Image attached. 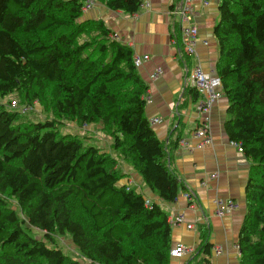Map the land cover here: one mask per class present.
I'll return each instance as SVG.
<instances>
[{
    "label": "trees",
    "instance_id": "trees-1",
    "mask_svg": "<svg viewBox=\"0 0 264 264\" xmlns=\"http://www.w3.org/2000/svg\"><path fill=\"white\" fill-rule=\"evenodd\" d=\"M96 1L126 14L141 7V0ZM84 3L0 0V97L17 95L27 107L37 102L52 116L33 122L0 104V264H87L58 246L66 234L91 264H172L169 216L122 184L120 161L174 203L182 190L190 193L170 167L182 136L157 137L146 115L150 86L134 50L104 20L83 19ZM219 14L225 131L252 163L240 264H264V0H221ZM173 37L190 70L178 21ZM186 93L202 98L194 88ZM68 123L101 125L111 151L86 144L80 133L62 134ZM201 229L199 250L210 256L209 229Z\"/></svg>",
    "mask_w": 264,
    "mask_h": 264
},
{
    "label": "crops",
    "instance_id": "crops-1",
    "mask_svg": "<svg viewBox=\"0 0 264 264\" xmlns=\"http://www.w3.org/2000/svg\"><path fill=\"white\" fill-rule=\"evenodd\" d=\"M220 3L221 0H209L206 6L198 5L194 19L199 40L192 68L197 63L213 75H217L219 57L215 26L220 17ZM179 8L178 0H141L137 13L126 14L112 11L95 0V4L84 11L83 19L104 20L121 42L132 47L135 56H149L139 71L150 86L146 115L151 126L161 141L181 135L194 147L199 141L193 137V132L204 121L203 114L197 109L203 98L196 101L185 94V81L192 68L189 70L182 65L173 37L178 18L171 12ZM158 68H162L164 74L154 79L152 76ZM228 107L229 101L223 95L211 110L212 145L186 149L179 144L170 154L171 170L192 193L194 205L186 199L183 190L176 202H164L127 164L123 167L126 176L122 184L140 189L136 191L151 204L160 205L169 217L183 214L189 223H193V229L183 225L171 227L172 247L185 245L194 250L180 259H173L172 264H240L238 236L247 213L246 187L252 163L231 144L225 131V123L230 118ZM154 119L160 122L153 123ZM214 174L216 178H212ZM220 201L227 206L230 202L233 204V208L229 207L222 216L217 213ZM204 226L209 229V242L213 245L210 256L199 250Z\"/></svg>",
    "mask_w": 264,
    "mask_h": 264
},
{
    "label": "built area",
    "instance_id": "built-area-1",
    "mask_svg": "<svg viewBox=\"0 0 264 264\" xmlns=\"http://www.w3.org/2000/svg\"><path fill=\"white\" fill-rule=\"evenodd\" d=\"M209 0H181L180 8L173 10L171 14L178 18V22L181 26L182 42L184 45L185 52L190 57L196 56V46L199 38V30L195 24L194 19L198 14V5L206 6ZM95 4V0H86L84 3V11L90 9ZM149 56L139 57L136 56L135 62L138 67L143 64L144 60H148ZM164 74L162 68L156 69L152 78L156 79ZM185 86L196 89L201 95L203 100L198 105V111L203 114L204 121L199 125L197 130L193 132V137L199 142L197 148H204L212 144V137L210 133L209 121L210 113L215 103L223 96L222 92V80L218 75L207 73L203 70L201 65L197 64L192 69L185 81ZM28 108V107H27ZM26 112V110L24 111ZM159 119H154L153 123H159ZM238 149L239 152L243 153V147L237 143H231ZM180 145L186 149L194 148L193 145L187 139H182ZM212 178H216V174L212 175ZM185 197L191 201V205H194L193 196L191 193H186ZM227 206L222 201L218 202V215H224L225 211L229 208H233V204L230 202ZM151 203L147 201V206ZM168 224L173 226H186L188 229H193V223H189L186 216L179 214L177 216H171L168 218ZM194 250L186 247L185 245H177L171 249L170 255L173 259H180L187 253H193ZM220 253V250L217 251Z\"/></svg>",
    "mask_w": 264,
    "mask_h": 264
},
{
    "label": "rangeland",
    "instance_id": "rangeland-1",
    "mask_svg": "<svg viewBox=\"0 0 264 264\" xmlns=\"http://www.w3.org/2000/svg\"><path fill=\"white\" fill-rule=\"evenodd\" d=\"M18 99L19 98L17 95H14V94L7 95L5 97H0V104L5 105L11 111H22V112H24L26 110V112H27L26 118L29 121H33V122L42 121L43 122L45 120L52 119V116L45 113L43 111L42 107L37 102L34 103L35 105L33 107L27 108V106L21 105L18 102ZM100 128H101V125L100 126L99 125H95V126L89 125L86 127L79 128L76 125V123H68L65 126H61L59 128V131L62 134H66V133L78 134V133H80L82 136H85V139H87L86 144L91 143V145L98 146V147L109 152V151H111V149H110L111 141L103 135V133L100 131ZM206 147H208V146H206ZM198 149H202V148H198ZM124 166H125V162L120 161V168L122 170H123ZM134 189L137 191H140V189H138V188H134ZM14 208L15 209L17 208L15 204H14ZM36 231L37 230H35V232H34L35 233L34 236H37L39 238L40 237L43 238V234H39ZM57 242H58V246L64 251V253H66L71 258L79 260L82 263L91 264V263L87 262L83 258V256L79 253L77 247L73 244L69 234H66L64 236H59L57 238Z\"/></svg>",
    "mask_w": 264,
    "mask_h": 264
}]
</instances>
